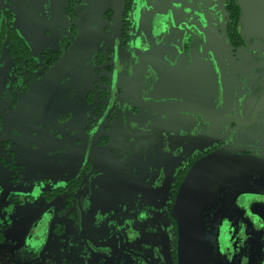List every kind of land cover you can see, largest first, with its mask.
I'll list each match as a JSON object with an SVG mask.
<instances>
[{
  "label": "flooded vegetation",
  "instance_id": "af4514ba",
  "mask_svg": "<svg viewBox=\"0 0 264 264\" xmlns=\"http://www.w3.org/2000/svg\"><path fill=\"white\" fill-rule=\"evenodd\" d=\"M193 1L201 6L203 2L206 3L207 9L215 3V0ZM17 2L20 12H24L21 0H17ZM24 2L29 9L28 17L34 16L39 22L40 11L33 13L28 0H24ZM241 2L243 5L241 13L244 20L239 23V34L242 37V42L239 45H232L227 36L226 0H223V40L220 41L222 45L209 33L208 35L207 33L201 34L193 27L192 23L181 24L180 45L168 44L162 55L164 64L157 67L149 82L141 86L135 94L136 102H140V105L136 104L134 110L128 113L131 116L126 117L128 132L124 135H122L121 120L118 121L116 116L118 103L114 99L116 97L115 85L117 84L114 77L118 73L117 67L113 64V54L109 47H99L102 38L101 28L94 24L100 30V40L91 56L94 55L97 60V54L102 50L110 59L104 64H99L97 61L96 71L100 81H96L93 88L87 92V102L93 106L92 110L96 116L92 120V127L97 128L100 124L102 125L103 119H108L109 124L105 126L113 135L116 133L117 141L113 142L112 147L111 143H107L110 140L103 142L107 144L102 146L96 142L94 153L83 166L80 175L70 183L56 186L49 190V193H45L49 197L54 191L63 189L61 192L56 191L58 193L55 197L48 199L56 200L63 195L65 205L74 209L78 214V236L85 246L87 257L90 258V261L87 260L85 264H99L104 259H117L120 250L143 259L147 264H154L150 257L151 251L146 243L151 238L150 235L153 234L154 227H159L164 216L172 225L176 243L173 262L175 261V252L178 261V225L172 215V209L180 186L192 165L209 153L225 149L222 146L223 141L215 139L206 143L207 137L200 136L202 131H214L212 128L214 123L226 126L227 130L220 133V136L229 134L231 142L232 140L235 142L236 147L231 152L241 155L255 153L257 156L264 157V154L260 153V150L264 151V143L238 141L243 129L251 128L264 121V0H242ZM13 19L14 13L7 9L2 15L0 24V49L7 40L8 52L10 46L9 26L14 27ZM111 24H113V20L109 19V24L105 26L106 31L110 30ZM130 24L128 27L131 29ZM74 25L76 24L73 23L72 26ZM161 27L162 25H153L150 28L157 31ZM73 30V28H69V32L73 33ZM79 32L80 29L77 30L76 35ZM123 33L121 34L122 43L127 44L128 41L124 40ZM161 34L162 32L159 33L160 36ZM75 36L72 38L74 39ZM128 39L130 40V37ZM70 45L68 44L67 48ZM12 58L14 59V57ZM36 61L38 64L45 63L42 55V63L37 59ZM0 63H3L1 59ZM17 69L16 63L15 71L19 77L15 78L12 83L13 89L15 88L14 84H17L20 92L15 91L13 94L11 110L19 96L27 92L28 89L22 93L24 86L28 85L29 88L30 84L47 71L40 77L37 75L34 81L28 82L30 76L27 75V72H18ZM23 74L25 76H22ZM246 76L255 77L251 83L255 85L252 91V98L255 97V101H248V98L251 97L248 92L245 105L240 108L235 103L237 94L234 93L230 96L228 91L238 89L240 81L247 82ZM65 78L60 82V84L62 83L61 99L73 94L82 86L84 79L82 75L78 74L76 77ZM76 79L79 81L76 82ZM120 93L119 91L117 96ZM82 112L83 114L80 116L70 114L68 118L61 121L60 127L68 129L89 118L90 109ZM32 116L30 114L24 118L20 117L12 122L20 119L28 122ZM7 117L0 114V118L3 119L0 122V133L3 135L12 123L10 122L3 130V124ZM118 133H121L120 136ZM3 141L8 142L5 139ZM108 145L110 146L109 151L114 154L112 160L109 159L106 151ZM8 149L14 151L9 148V144ZM98 155L104 156L106 159L96 161L95 157ZM2 157L0 156L2 165L7 166L10 170H16L18 166L22 165L17 164L15 157V160L8 161L9 165H15L12 169L2 162ZM109 163L113 166H110ZM185 171L183 180L175 194L174 187L177 178ZM262 176H264V172H250L234 177V179L246 178L249 189L233 196H225L220 192L219 196H221L217 197L220 202H224L220 213L215 218L216 241L220 252L222 249V258L226 257V252L234 240L236 225L233 215L230 214L234 212L232 210L235 208L246 209L243 213L253 220L256 216L251 207H254L258 214L264 211ZM239 185L238 182L236 186ZM205 202L202 203L203 213ZM221 215L226 216L221 218ZM263 221L264 216L260 222ZM56 223L57 225L54 227L56 235L60 236L61 243H64L65 225L60 222ZM1 232L4 234V231ZM45 232L50 233V229L47 228ZM34 233V235H41L36 230ZM41 239L35 236L30 241L33 253L40 251L38 257L47 249L46 244L40 242ZM36 244L38 245L35 246ZM36 248H39L37 252H35ZM206 257H208V263L205 262L206 258L203 255L202 264H211L209 256L206 255ZM223 261L225 264H235L233 262H236H231L228 258ZM51 262L55 264V260L51 259ZM31 263L36 264L37 261Z\"/></svg>",
  "mask_w": 264,
  "mask_h": 264
},
{
  "label": "rangeland",
  "instance_id": "374dc122",
  "mask_svg": "<svg viewBox=\"0 0 264 264\" xmlns=\"http://www.w3.org/2000/svg\"><path fill=\"white\" fill-rule=\"evenodd\" d=\"M41 1L42 7L37 22L34 16L26 18L24 12H20L17 0H0V24L3 13L7 9L11 10L14 13V28L26 39L34 57L40 63L43 50L57 53L66 50L69 39L72 38L70 27L81 30L90 24L99 26L102 35L99 47H109L113 54V64L117 67L118 73L114 77L117 81L114 99L118 103L116 116L118 121L121 120L122 135L128 132L126 117L131 116L128 113L134 110L136 104L140 105V102H136L135 94L141 86L149 82L157 67L164 64L162 55L168 44L180 45L182 23H192L201 34L209 33L218 42L223 40V0H215L209 9L205 6L206 3L203 2L202 7L193 0H133L127 14L131 29L128 27L124 35V40L130 37V40L128 38L125 40L128 41L127 44H123L121 39L125 28L123 25L125 0ZM69 5L75 10L74 20L72 12L66 10ZM107 12H111L110 18L106 17ZM109 19L113 20V24L110 30L106 31L105 26L109 24ZM73 23L76 25L72 26ZM153 25L162 27L153 31L150 28ZM219 44L222 45L221 42ZM0 59L3 61L0 63V114L7 117L11 110L13 94L15 91L20 92L17 84H14L16 89H13L12 81L19 76L15 71L16 62L8 52L7 40L0 49ZM96 68L97 60L94 55L85 58L66 76L70 78L76 77L77 74L82 75L84 79L81 87L69 97L61 99L62 83L59 84L42 114L37 118L32 116L28 122L23 119L12 122L4 135L0 133V156H5L7 161H11L10 154L2 144L3 139L8 140L9 148L17 154V164H22L16 170H10L0 161V231H4L5 234L4 240L0 243V264H33L32 261H37L36 264H52L51 259L55 260V264H85L87 260L90 261L78 236V214L65 205L63 195L50 201L45 193H49V190L56 186L75 180L94 153L96 142L101 146L111 143L112 147L113 142L117 141L116 133L113 135L105 126L109 124L108 119H103L99 127H92V120L96 116L92 110L93 106L87 102V92L100 79ZM39 71L40 69L33 73L27 81H34ZM246 78L248 81H240L242 83L241 85L239 83L238 89L228 91L230 96L237 94L235 103L240 108L245 105L249 94L251 97L248 101H255V97L252 98L255 85L251 84L255 77ZM78 81L79 79H76V82ZM119 91L121 93L117 96ZM248 92L250 93L246 94ZM89 109L91 110L89 118L68 129L60 127L61 121L70 114L80 116L83 110ZM212 128L214 133L207 130L200 133V136L207 137L206 143L219 139L223 141L222 146L226 150L235 149V142L233 140L231 142L229 134L223 135V138L220 136V133L227 130L225 125L214 123ZM243 130L238 138L239 142L246 140L264 143V121ZM118 134L120 136L121 133ZM107 140L110 142L103 143ZM109 149L110 146H106L109 159L112 160L114 154ZM260 153L264 154V151L260 150ZM101 159L106 158L100 155L95 157L96 161ZM240 179L232 178L222 183L205 202L203 232L211 264H225L223 259L227 258L231 262L236 261L233 262L235 264H264V221L260 222L264 211L258 214L254 207H251L256 216L254 220L243 213L246 209L232 210L234 212L230 214L233 215L236 225L234 240L230 244L232 246L227 250L225 258L221 256L222 249L221 252L218 249L215 218L224 202H220L217 197L221 196L220 192L225 196H233L249 189L247 179L243 178L241 181ZM261 180L264 182V176ZM238 182L240 185L237 187ZM225 216L221 215V218ZM56 222L65 225L64 243H61L60 236L56 235L54 229ZM157 227H154V232L150 233L151 238L146 243L151 251L150 257L154 264H174L173 253L176 243L172 225L164 216L162 223ZM47 228L50 229V233L45 232ZM35 230L41 235H34ZM35 236L42 238L40 242L47 246L39 257V248H36L35 252H38L35 254L30 248V241ZM99 264L147 263L120 250L117 259H104Z\"/></svg>",
  "mask_w": 264,
  "mask_h": 264
},
{
  "label": "water",
  "instance_id": "95a60500",
  "mask_svg": "<svg viewBox=\"0 0 264 264\" xmlns=\"http://www.w3.org/2000/svg\"><path fill=\"white\" fill-rule=\"evenodd\" d=\"M239 1L242 5V0ZM21 2L24 14L28 17L29 9L24 0ZM28 2L33 13L40 11L41 0H28ZM99 40L100 30L96 25L91 24L81 29L71 45L48 70L30 84L25 94L19 96L14 108L4 121L3 130L17 118H24L30 114L36 118L40 115L56 87L85 58L94 53ZM250 172H264V157L257 156L255 153L241 155L219 149L198 159L192 165L180 186L172 209V215L178 225L177 264H202L203 255L206 258L205 262L208 263L203 232L202 203L222 183Z\"/></svg>",
  "mask_w": 264,
  "mask_h": 264
},
{
  "label": "trees",
  "instance_id": "16d2710c",
  "mask_svg": "<svg viewBox=\"0 0 264 264\" xmlns=\"http://www.w3.org/2000/svg\"><path fill=\"white\" fill-rule=\"evenodd\" d=\"M131 5H132V0H126V5H125V18H124V35H126L128 26L130 24L128 18H127V14L131 9ZM72 7V5H71ZM71 7L67 8V11L69 13H71L72 17L75 18V10H72ZM226 13H227V27H226V31H227V36L229 38V41L232 45H239L242 42V37L239 34V23L240 21L244 20V17L242 16V5L240 3L239 0H226ZM106 16L108 18H110L111 16V12H108L106 14ZM9 39H10V46H9V52L11 54L12 57H14L17 65H18V72H22V71H26L28 76H32L34 71L41 69V71L38 73V77H40L49 67V65H51L56 58L59 56V53L54 52V51H50V50H43L41 52L42 58L45 61L44 64H38L36 59L33 57L32 54V50L30 48V46L28 45L27 41L17 32V30L14 27H11V25L9 26ZM77 33V30H73L72 36L74 37ZM129 38V37H127ZM125 38V39H127ZM73 38L69 39L68 44H71ZM109 56H107L105 54L104 51L100 50L97 54V61L99 64H104L106 62L109 61ZM28 89V85H25L22 93H25L26 90ZM92 96V94L90 95V97ZM18 95L15 98V102L17 100ZM89 100L91 101V99L89 98ZM14 102V103H15ZM3 119L0 118V122H2ZM3 145L6 148L7 152L11 155L12 160H15L16 157V153L14 151H10L8 149V142L7 141H3ZM2 162L6 165H9V162L6 161V158L3 156L2 158ZM12 169H14L15 165L14 164H10L9 165ZM186 171L183 172L181 174V176H179L177 178V182L175 184L174 190H175V194L183 180V176L185 175ZM63 189H58L56 191L61 192ZM54 191V193L52 195H50L48 198H53L55 197L56 192ZM174 194V197H175ZM4 240V234L3 232L0 231V243ZM175 264L177 262V256H176V252H175Z\"/></svg>",
  "mask_w": 264,
  "mask_h": 264
}]
</instances>
